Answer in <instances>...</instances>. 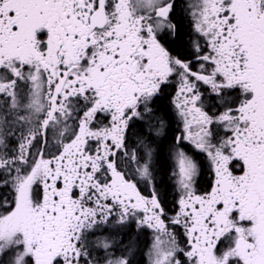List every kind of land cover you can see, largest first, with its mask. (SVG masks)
Masks as SVG:
<instances>
[{
	"label": "snow or ice",
	"instance_id": "snow-or-ice-1",
	"mask_svg": "<svg viewBox=\"0 0 264 264\" xmlns=\"http://www.w3.org/2000/svg\"><path fill=\"white\" fill-rule=\"evenodd\" d=\"M141 255L264 264V0H0V264Z\"/></svg>",
	"mask_w": 264,
	"mask_h": 264
},
{
	"label": "flooded vegetation",
	"instance_id": "flooded-vegetation-1",
	"mask_svg": "<svg viewBox=\"0 0 264 264\" xmlns=\"http://www.w3.org/2000/svg\"><path fill=\"white\" fill-rule=\"evenodd\" d=\"M204 180H207V176L202 177V182ZM143 240H144V238H141V249H142V251L144 249ZM138 259H142L144 261V264H147V258H146V256H143V255L138 256Z\"/></svg>",
	"mask_w": 264,
	"mask_h": 264
}]
</instances>
